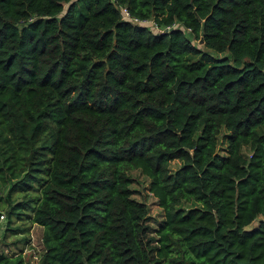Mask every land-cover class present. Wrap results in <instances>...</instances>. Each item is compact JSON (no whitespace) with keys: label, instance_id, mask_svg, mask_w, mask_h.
Masks as SVG:
<instances>
[{"label":"trees","instance_id":"1","mask_svg":"<svg viewBox=\"0 0 264 264\" xmlns=\"http://www.w3.org/2000/svg\"><path fill=\"white\" fill-rule=\"evenodd\" d=\"M3 188L37 264H264V0H0Z\"/></svg>","mask_w":264,"mask_h":264},{"label":"rangeland","instance_id":"2","mask_svg":"<svg viewBox=\"0 0 264 264\" xmlns=\"http://www.w3.org/2000/svg\"><path fill=\"white\" fill-rule=\"evenodd\" d=\"M191 42L195 45H197L196 40H191ZM199 42V40H198ZM223 144L221 146H218L217 151L219 153H223ZM177 162L172 163V167L176 166ZM130 177H132V182L130 184L131 195L138 199L143 200L145 204L148 207L149 211V224L150 227L155 229L157 227L158 222L161 219L162 211L160 207L156 203V199L154 196H152L148 190H147V183L148 179L137 169H131L128 171ZM5 188L0 190L1 195H4ZM33 192L30 191V194ZM16 199H19L20 196H15ZM1 203V202H0ZM188 205H192V203H189ZM0 212L4 214V218L0 221V229L5 228V220H6V212L5 207L0 204ZM257 222V219H255L250 225L253 226ZM25 225L27 227V230L16 231L11 232L10 230H5L4 236H0V249L10 247L11 249H18L21 248V253L24 256V260L26 264H37L38 255L41 250V241H40V232L41 227L35 223H29L27 220L25 222H13L12 225ZM24 235L27 239V241L19 240L16 244L12 243L15 239L21 238V236ZM17 251V250H16Z\"/></svg>","mask_w":264,"mask_h":264},{"label":"built area","instance_id":"3","mask_svg":"<svg viewBox=\"0 0 264 264\" xmlns=\"http://www.w3.org/2000/svg\"><path fill=\"white\" fill-rule=\"evenodd\" d=\"M122 16H123L124 18H128V13H127V11H126L124 8H122ZM133 21H134V22H138V23H145V24H147V26H149V27H150V30L153 31V32L167 31L170 27H176V26H178L177 23H172V24L167 25V26H165V27H163V28H157V27L155 26L154 22H152L151 20H146V19L138 20V19H134ZM3 218H4L3 213L0 212V221H1Z\"/></svg>","mask_w":264,"mask_h":264},{"label":"water","instance_id":"4","mask_svg":"<svg viewBox=\"0 0 264 264\" xmlns=\"http://www.w3.org/2000/svg\"><path fill=\"white\" fill-rule=\"evenodd\" d=\"M202 33H203V25H202V23H201V25H200V29H199V35L201 36ZM199 42H201V38L199 39Z\"/></svg>","mask_w":264,"mask_h":264}]
</instances>
